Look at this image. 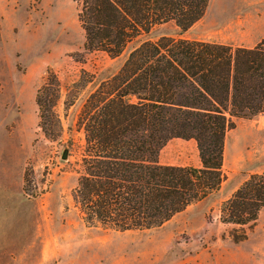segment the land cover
Wrapping results in <instances>:
<instances>
[{
    "label": "rangeland",
    "instance_id": "rangeland-1",
    "mask_svg": "<svg viewBox=\"0 0 264 264\" xmlns=\"http://www.w3.org/2000/svg\"><path fill=\"white\" fill-rule=\"evenodd\" d=\"M81 8L78 0H0V264H264V209L244 228L241 243L231 232L242 228L220 220L222 203L239 183L264 172V113L240 119L239 133L227 132V163L238 146L248 158L243 172L160 228L88 227L76 195L86 147L79 118L102 80L145 40L251 46L264 36V0H210L204 17L186 32L174 22L157 25L118 60L85 51ZM47 72L61 84L58 138L39 126L36 100Z\"/></svg>",
    "mask_w": 264,
    "mask_h": 264
},
{
    "label": "trees",
    "instance_id": "trees-1",
    "mask_svg": "<svg viewBox=\"0 0 264 264\" xmlns=\"http://www.w3.org/2000/svg\"><path fill=\"white\" fill-rule=\"evenodd\" d=\"M86 52L117 59L142 34L174 22L186 32L210 0H78ZM39 90L42 131L60 137L61 84L54 73ZM136 100V101H135ZM264 113V40L254 48L162 37L140 42L119 72L89 96L79 118L86 135L76 195L88 227L120 232L162 227L216 194L227 132L235 119ZM52 138V137H51ZM174 138L195 140L201 168L158 161ZM264 209V173L251 175L222 203L220 220L247 239Z\"/></svg>",
    "mask_w": 264,
    "mask_h": 264
},
{
    "label": "crops",
    "instance_id": "crops-1",
    "mask_svg": "<svg viewBox=\"0 0 264 264\" xmlns=\"http://www.w3.org/2000/svg\"><path fill=\"white\" fill-rule=\"evenodd\" d=\"M182 39H185V38H182ZM188 40H190V39H188ZM263 40H264V36L261 39H259L258 42L254 43L251 46H237V45H233V44H229V43H223V42L221 43V42L205 41V40H197V41H205V42H211V43H217V44L231 45V46H234V47L254 48L259 43H261ZM145 41H147V40H145ZM142 42H144V41H142ZM118 59L119 58L112 59V60H118ZM118 72H119V70L117 72H115L111 77H109L107 79H104L102 81L109 80L114 75H116ZM94 91H95V89H94ZM239 120L240 119H236L235 120L236 127L234 128V130H236V133H239V131H240V121ZM234 141H235V144H237V140H234ZM226 147H227V140H226ZM234 153L235 154L233 155L232 160L227 163L226 149H224L223 170H224V173L227 174L228 179L223 182L220 190H222L224 188L225 184L227 182H229L230 179L240 175L243 172L245 163L248 162V158L245 157L243 152L239 150L238 146L236 147V151ZM159 163L161 165H164V166L201 168L202 167V161H201L200 152H199V149H198L197 142L195 140H193V139L192 140H184V139H181V138H174V139L170 140L160 152ZM259 174H262V173H259ZM245 181L246 180H244L243 182L239 183V186L235 189V192L239 189V187ZM233 194H232V196H233ZM208 198H206V199H208ZM206 199H204V200H206ZM229 199H227V200H229ZM227 200H225V201H227ZM191 206H189V207H191Z\"/></svg>",
    "mask_w": 264,
    "mask_h": 264
},
{
    "label": "water",
    "instance_id": "water-1",
    "mask_svg": "<svg viewBox=\"0 0 264 264\" xmlns=\"http://www.w3.org/2000/svg\"><path fill=\"white\" fill-rule=\"evenodd\" d=\"M67 150L64 151V154H63V159H66L67 158Z\"/></svg>",
    "mask_w": 264,
    "mask_h": 264
}]
</instances>
